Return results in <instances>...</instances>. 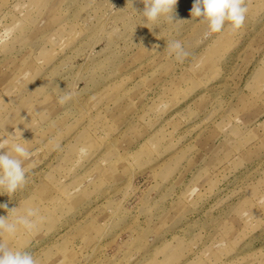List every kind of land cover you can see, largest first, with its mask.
<instances>
[{"label": "rangeland", "instance_id": "rangeland-1", "mask_svg": "<svg viewBox=\"0 0 264 264\" xmlns=\"http://www.w3.org/2000/svg\"><path fill=\"white\" fill-rule=\"evenodd\" d=\"M194 2L150 30L143 0H0V137L20 130L32 153L0 204L42 217L12 247L40 264H264V0L218 33Z\"/></svg>", "mask_w": 264, "mask_h": 264}, {"label": "clouds", "instance_id": "clouds-1", "mask_svg": "<svg viewBox=\"0 0 264 264\" xmlns=\"http://www.w3.org/2000/svg\"><path fill=\"white\" fill-rule=\"evenodd\" d=\"M143 12L137 14L133 7V0H129L132 10L142 17L143 25L150 30L163 18L165 22L173 23V13L178 0H143ZM249 9L245 0H195L191 8V16L199 18L201 23H206L212 33L222 31L226 23L233 28H241L247 18ZM177 23V22H176ZM175 24V23H173ZM166 53L174 56L177 61L183 62L189 55L182 42L173 40L167 42ZM71 94H66L63 99H69ZM19 139L23 143L16 142L14 134L0 137V195L13 197L17 191L23 189L28 183L25 161L31 159L32 153L25 146L28 141L22 139L20 130ZM56 149L60 148L57 143ZM0 209L7 212L6 216H0V264H40L31 251L25 248H15L5 237H15L21 229L32 232L42 219L40 209L34 206L22 205L9 209L7 203L0 204Z\"/></svg>", "mask_w": 264, "mask_h": 264}, {"label": "crops", "instance_id": "crops-1", "mask_svg": "<svg viewBox=\"0 0 264 264\" xmlns=\"http://www.w3.org/2000/svg\"><path fill=\"white\" fill-rule=\"evenodd\" d=\"M15 66H17V67H20V65H19V64L15 65ZM8 74H9V73H7V74H6V76H7ZM12 110H13V109H12ZM13 111H14V114L16 115V114H17V113H16V112H17L16 108H14V110H13Z\"/></svg>", "mask_w": 264, "mask_h": 264}]
</instances>
